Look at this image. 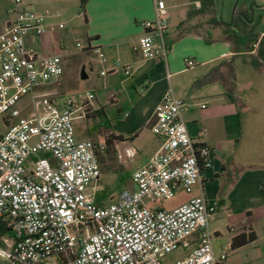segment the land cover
Listing matches in <instances>:
<instances>
[{"label":"built area","instance_id":"built-area-1","mask_svg":"<svg viewBox=\"0 0 264 264\" xmlns=\"http://www.w3.org/2000/svg\"><path fill=\"white\" fill-rule=\"evenodd\" d=\"M153 3L154 17L141 22L136 49L145 60H165L166 0ZM45 31L44 13L26 0H9L0 29V254L14 264H163L195 238V246L171 264H219L226 256L215 255L208 228L217 202L200 186L187 201L162 205L178 192L192 194L213 161L204 130L194 139L188 133L184 102L170 88L162 94L147 120L157 150L131 173L133 189H123L109 204L97 203L98 154L105 145L75 137L76 112L85 109L81 98L59 101L42 91L64 73L60 55L37 54L28 43ZM84 48L105 60L99 48ZM122 71L131 75V66ZM24 99L32 115L21 113Z\"/></svg>","mask_w":264,"mask_h":264},{"label":"crops","instance_id":"crops-1","mask_svg":"<svg viewBox=\"0 0 264 264\" xmlns=\"http://www.w3.org/2000/svg\"><path fill=\"white\" fill-rule=\"evenodd\" d=\"M26 1L31 9L47 13L45 33L28 38L37 54L59 55L51 18L61 16V23L80 17L86 44L105 55L101 61L93 49L84 48L77 59L88 74L73 95L85 104L76 112L75 137L98 145L108 141L98 161L108 155L104 164L119 171L124 189H133L131 173L159 146L147 120L170 88L184 102L181 115L191 138L204 130L203 141L213 149L212 164L201 171L199 185L192 194L178 192L177 205L201 186L217 202L208 228L215 255L226 256L219 264H264V0H252L243 10L235 7L227 21L219 0L209 6L201 0H166L165 60H145L136 49L141 22L154 17L153 0H88L85 19L78 8L76 15L70 9L79 0ZM8 6L9 0H0V29L7 22ZM210 9L222 22L235 16L243 23L241 14L249 13L245 24L251 28V49L233 43L226 26L213 23ZM54 10L59 13L54 15ZM186 59L195 65L187 67ZM125 65L131 66L129 76L122 71ZM87 92L94 94L93 100H86ZM250 233L254 239L244 241ZM195 243L192 238L188 251Z\"/></svg>","mask_w":264,"mask_h":264},{"label":"rangeland","instance_id":"rangeland-1","mask_svg":"<svg viewBox=\"0 0 264 264\" xmlns=\"http://www.w3.org/2000/svg\"><path fill=\"white\" fill-rule=\"evenodd\" d=\"M251 2L252 0H219L218 4L219 8L221 9L222 19L227 21L232 15L235 7L239 10H243L244 7L248 8ZM77 8V4L72 5V7L70 8L72 9V15L77 14ZM56 13H59V10L53 11L54 15ZM44 14L46 19L47 13ZM51 20L56 22V26L54 28L56 33V37L54 38V48L56 47L55 51H57V53L62 57L64 73L57 82L51 85L44 86L42 88V91L53 94V96L59 99V101H62L67 96H73L80 86L81 67L77 62V59L80 52H82V47L86 46L87 44L80 32L79 26L80 24H82V19L80 17L73 18V20L68 23H61V16L60 18H51ZM241 26L242 25H240V27ZM248 28V31L250 32L251 28ZM77 43L80 44L79 47L76 46ZM20 107L21 113L24 115H32L34 113L29 99H24L21 102ZM4 130L5 126L0 121V133H2ZM107 156L108 155L104 154L99 157L101 168L99 178L100 180L97 182L98 191L94 195L97 203L104 204H109L116 201L119 192L122 191L125 187V184L120 180L119 171L104 164ZM88 191H91V188H89ZM180 194H176L170 200L162 203V205L166 208H171L177 205V203L181 200ZM187 251L188 248H179L177 250H174L162 259V263L171 264L172 262H175L176 260L182 258Z\"/></svg>","mask_w":264,"mask_h":264},{"label":"trees","instance_id":"trees-1","mask_svg":"<svg viewBox=\"0 0 264 264\" xmlns=\"http://www.w3.org/2000/svg\"><path fill=\"white\" fill-rule=\"evenodd\" d=\"M88 0H79V6H78V10L80 13H82V15L84 16L85 19V4L87 3ZM204 1L207 2L208 5L205 6H209L212 4V0H201V2L204 4ZM212 11V15H213V9H210ZM242 18L244 19L243 23H240L235 16L232 17L231 21L228 22H222L220 20V16L214 12L213 15V19H214V24L215 25H220V24H224L226 26V28L228 29V38L230 40L233 41V43H235L237 46L242 45L246 48V50H250L251 49V44L253 43V39H252V35L251 33L248 31V25L245 24V22H250V14L248 13L247 15L245 14H241ZM240 25H242L240 27ZM168 46V45H167ZM105 146L108 147L109 146V142L107 141L105 143ZM4 232V230L0 227V233ZM254 239V235L253 234H249L247 239L244 241H251Z\"/></svg>","mask_w":264,"mask_h":264},{"label":"water","instance_id":"water-1","mask_svg":"<svg viewBox=\"0 0 264 264\" xmlns=\"http://www.w3.org/2000/svg\"><path fill=\"white\" fill-rule=\"evenodd\" d=\"M87 75L85 74L84 68H81V79H85ZM0 264H14L11 260L5 258L3 255L0 254Z\"/></svg>","mask_w":264,"mask_h":264}]
</instances>
